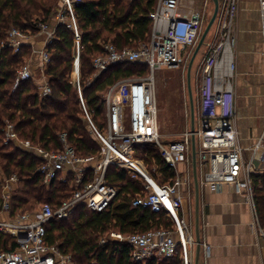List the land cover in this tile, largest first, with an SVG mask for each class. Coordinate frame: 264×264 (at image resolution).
<instances>
[{
  "label": "built area",
  "instance_id": "2783aa9c",
  "mask_svg": "<svg viewBox=\"0 0 264 264\" xmlns=\"http://www.w3.org/2000/svg\"><path fill=\"white\" fill-rule=\"evenodd\" d=\"M240 0H223L215 19L214 36L206 42L200 62V88L198 102V129L193 132L198 138L196 165L200 184L215 188L223 183L233 184L246 191L252 199L251 173L264 169V125L252 146L250 159H243V149L238 143L235 124L233 77L235 75L234 25ZM83 0H58L54 23L36 21L35 30L22 31L11 28L6 39L0 42V60L3 49L10 47L18 52L21 45L40 34L42 45L30 47V54L16 70L14 87L22 80L34 79L40 96L51 93L45 69L50 64L49 43L55 37L58 23H66L74 34L73 61L69 74L70 83L76 87L83 117L89 124L91 134L98 141L99 150L93 156H81L67 143L61 133L62 147L45 149L28 139H21L14 124L6 121L3 127V144H14L38 158L37 171L44 184L71 178V195L56 208L41 204L33 211L9 216V201L14 193L18 176L4 177L0 173V233L8 234L16 241L11 250L0 249V264H79L69 254L61 253L56 246L45 240L47 221L68 217L77 206L100 212L107 208L118 193L115 185L106 178L109 166L124 169L142 187L132 199V206L161 213L168 218L173 229L160 227L143 233L122 234L112 231L110 237L126 241L131 246V258L144 261L153 257L170 258L180 253L182 264H191L190 246L192 229L181 213L184 193L190 178L191 135L185 130L178 139L163 141L159 131L158 106L155 93L154 73L162 68L179 66L189 57L186 50L194 46L202 31L203 12H183L180 0H157L149 13L148 39L136 47L118 49L111 42L102 44V51L91 61L92 77H98L109 67L121 63H143L148 73L117 81L104 93L105 124L99 127L87 110L80 87V31L74 9ZM261 29L264 33V0H259ZM37 60L35 74L33 61ZM39 81V82H38ZM127 118V119H126ZM158 145L164 161L174 171L170 182L157 183L151 177L143 159L137 155V145ZM182 165V169H178ZM179 175H178V173ZM257 236L264 241V225L254 217ZM100 239V243H104ZM206 251L209 246L205 245Z\"/></svg>",
  "mask_w": 264,
  "mask_h": 264
},
{
  "label": "trees",
  "instance_id": "16d2710c",
  "mask_svg": "<svg viewBox=\"0 0 264 264\" xmlns=\"http://www.w3.org/2000/svg\"><path fill=\"white\" fill-rule=\"evenodd\" d=\"M58 0H0V42L4 41L10 27L22 31L35 30V22L48 21L54 14ZM157 0H83L74 12L80 31V87L87 110L97 126L105 124L104 93L107 89L129 77L148 73L143 63L112 65L98 77L92 58L102 51V44L111 42L118 49L136 47L148 39L149 13ZM74 34L66 23H58L55 37L48 45L50 64L45 69L51 93L40 96L34 79L22 80L14 87L16 70L30 54L28 44L18 52L10 47L3 49L0 60V173L4 177L18 176L14 193L9 201V216L33 211L41 204L56 208L68 198L74 187L71 178L66 182L55 180L44 184L37 171L38 158L16 145L3 144V127L6 121L14 124L21 139L40 144L45 149L62 147L61 133L67 143L81 156L95 155L99 150L87 129L79 105L78 91L69 81L73 61ZM138 153L151 167L158 181L167 182L174 171L152 144L137 145ZM254 202L260 220L264 222V173H251ZM106 178L117 187L118 193L103 211L95 212L85 206H77L63 219L53 218L46 222L45 240L63 254H69L79 264H142L131 258V246L118 241L109 233L124 235L143 233L164 227L173 229L172 222L161 213L132 206V197L139 192L142 183L133 179L124 169L109 166ZM170 180V181H171ZM1 194V181H0ZM1 209V207H0ZM104 243H100V239ZM16 246L14 238L0 233V249L11 250ZM144 264H182L177 253L170 258L153 257Z\"/></svg>",
  "mask_w": 264,
  "mask_h": 264
},
{
  "label": "crops",
  "instance_id": "0c3cea01",
  "mask_svg": "<svg viewBox=\"0 0 264 264\" xmlns=\"http://www.w3.org/2000/svg\"><path fill=\"white\" fill-rule=\"evenodd\" d=\"M222 1L219 0V7ZM213 6L212 0H180L181 11H202L203 22L205 11ZM215 27L213 23L206 35L205 44L200 49V60L205 51L206 42L214 36ZM234 36L233 52L236 68L232 82L235 124L238 143L243 149V159L246 161L250 159L252 146L257 142L264 125V33L261 29L259 0L239 1ZM43 38V34L35 35L27 43L30 47H38L42 45ZM36 62L37 60L33 61V67H35L33 69L35 74H38L40 72L36 70ZM255 172L264 173V169L261 167ZM189 173L190 185L191 168ZM189 185L184 193L181 210L185 216L192 210L188 203ZM199 189L200 255L198 264H264V241L257 236L253 224L254 217H258L262 225L264 222L260 220L254 198H249L246 191L228 183L212 188L199 182ZM189 221L191 222V218ZM205 245L209 246L208 251Z\"/></svg>",
  "mask_w": 264,
  "mask_h": 264
},
{
  "label": "rangeland",
  "instance_id": "374dc122",
  "mask_svg": "<svg viewBox=\"0 0 264 264\" xmlns=\"http://www.w3.org/2000/svg\"><path fill=\"white\" fill-rule=\"evenodd\" d=\"M53 9L55 13L56 5L53 6ZM212 9H213L212 7H209L208 10L205 11V19L203 22L201 33L203 32L212 14ZM53 18H54V14L50 17V21L54 23ZM11 28L13 27H10L9 29ZM195 45L186 50V52H188L189 57H187L184 60L185 62L181 63L179 66H175L171 68H162L154 73L155 93H156V101H157V106H158V121L160 125L159 131L162 135L163 141H171L174 139H178L185 130L190 129V112H189V101H188V93H187V85H186V70H187V64H188L190 55L192 54ZM200 53L201 52L199 51V53L197 54L194 60L192 68H191V87H192V95H193V101H194V128L195 130L198 129V102H199V88H200V71L199 70H200V62L202 60V59L200 60ZM84 121H85V128L91 135L93 141L98 145V141L96 140L94 135L91 134V129L89 127V124L87 123L86 120ZM93 123L97 125L94 121ZM195 143H196V147H198L197 137H195ZM153 146H155L156 148H159L158 145H153ZM143 162L155 182L166 183V182L158 181V179L161 176L160 174L158 178L153 176L152 171H155L154 166L151 167L147 162L144 161V159H143ZM178 169L179 170L182 169L181 165H178ZM170 180L171 179L167 180V182H170ZM188 190H189L188 203L190 207L192 208V210L190 213L188 212L186 214V220L192 229L193 241H194L195 239L194 237V189H193L192 182L189 185ZM252 198H254V190L252 191ZM189 218H191V222L189 221ZM194 247H195V244L192 243L189 249L190 256H191V264H194ZM178 254L180 255V253ZM146 261L147 260L140 261V262L144 264L146 263Z\"/></svg>",
  "mask_w": 264,
  "mask_h": 264
},
{
  "label": "water",
  "instance_id": "95a60500",
  "mask_svg": "<svg viewBox=\"0 0 264 264\" xmlns=\"http://www.w3.org/2000/svg\"><path fill=\"white\" fill-rule=\"evenodd\" d=\"M213 1V11L212 14L201 33L198 42L196 43L192 54L190 55L187 70H186V85H187V93H188V101H189V112H190V132L191 135V171H192V182L194 189V236H195V254H194V264L199 263V255H200V234H199V203H200V189H199V180H198V172L196 165V149H195V136L193 132L194 128V101L192 95V87H191V68L194 63V60L199 53L201 47L205 44V38L210 28L212 27L218 10H219V0Z\"/></svg>",
  "mask_w": 264,
  "mask_h": 264
}]
</instances>
